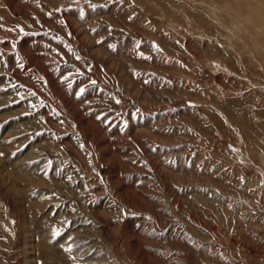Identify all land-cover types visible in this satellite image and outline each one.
<instances>
[{"label": "rangeland", "instance_id": "374dc122", "mask_svg": "<svg viewBox=\"0 0 264 264\" xmlns=\"http://www.w3.org/2000/svg\"><path fill=\"white\" fill-rule=\"evenodd\" d=\"M0 153V264H264V0H0Z\"/></svg>", "mask_w": 264, "mask_h": 264}, {"label": "snow or ice", "instance_id": "6c2138e0", "mask_svg": "<svg viewBox=\"0 0 264 264\" xmlns=\"http://www.w3.org/2000/svg\"><path fill=\"white\" fill-rule=\"evenodd\" d=\"M110 47H113V46H110ZM78 59H79V57H78ZM21 67H22V65H21ZM93 84H95V81H93ZM85 92V89H83V88H81L80 89V94H83ZM117 103H119V101H117ZM61 123H62V121H61ZM0 155H3L2 153H0ZM57 235H58V233H57ZM66 251H68V252H71V248H68V249H65Z\"/></svg>", "mask_w": 264, "mask_h": 264}, {"label": "bare ground", "instance_id": "6f19581e", "mask_svg": "<svg viewBox=\"0 0 264 264\" xmlns=\"http://www.w3.org/2000/svg\"><path fill=\"white\" fill-rule=\"evenodd\" d=\"M6 177V176H5Z\"/></svg>", "mask_w": 264, "mask_h": 264}]
</instances>
